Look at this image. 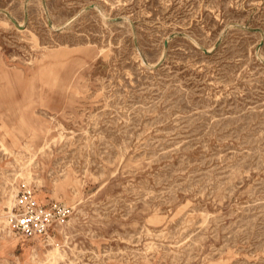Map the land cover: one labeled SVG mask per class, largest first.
Returning <instances> with one entry per match:
<instances>
[{
  "label": "rangeland",
  "instance_id": "rangeland-1",
  "mask_svg": "<svg viewBox=\"0 0 264 264\" xmlns=\"http://www.w3.org/2000/svg\"><path fill=\"white\" fill-rule=\"evenodd\" d=\"M0 264H264V0H0Z\"/></svg>",
  "mask_w": 264,
  "mask_h": 264
},
{
  "label": "built area",
  "instance_id": "built-area-1",
  "mask_svg": "<svg viewBox=\"0 0 264 264\" xmlns=\"http://www.w3.org/2000/svg\"><path fill=\"white\" fill-rule=\"evenodd\" d=\"M72 214V206L53 200L42 202L35 188L21 183L7 216V225L21 238L40 239L45 245H51L55 229L65 226Z\"/></svg>",
  "mask_w": 264,
  "mask_h": 264
},
{
  "label": "crops",
  "instance_id": "crops-1",
  "mask_svg": "<svg viewBox=\"0 0 264 264\" xmlns=\"http://www.w3.org/2000/svg\"><path fill=\"white\" fill-rule=\"evenodd\" d=\"M36 190V189H35ZM37 194V193H36ZM37 197H38V195H37ZM40 200V199H39ZM50 201V200H49ZM49 201H47V202H49ZM42 202H44V201H42ZM46 203V202H45ZM62 227H64V226H59V227H57L56 229H55V232H54V242H53V244H51V245H45L40 239H33L34 241L36 240L37 242H41V244L42 245H44V246H50V247H52V246H55L56 245V247H59V243H58V234L60 233V229L62 228ZM32 240V241H33Z\"/></svg>",
  "mask_w": 264,
  "mask_h": 264
},
{
  "label": "bare ground",
  "instance_id": "bare-ground-1",
  "mask_svg": "<svg viewBox=\"0 0 264 264\" xmlns=\"http://www.w3.org/2000/svg\"><path fill=\"white\" fill-rule=\"evenodd\" d=\"M54 253V252H53ZM55 254H57L56 252H55ZM53 256H54V254H53Z\"/></svg>",
  "mask_w": 264,
  "mask_h": 264
}]
</instances>
